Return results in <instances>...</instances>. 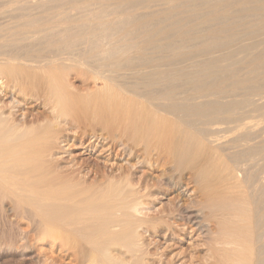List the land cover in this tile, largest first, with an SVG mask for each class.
Here are the masks:
<instances>
[{
	"label": "bare ground",
	"instance_id": "1",
	"mask_svg": "<svg viewBox=\"0 0 264 264\" xmlns=\"http://www.w3.org/2000/svg\"><path fill=\"white\" fill-rule=\"evenodd\" d=\"M19 1L21 0L17 2ZM30 1L32 2V0ZM116 1L108 5L111 10L108 14L104 12L103 15L100 14L96 17L100 20L103 18L104 23L99 22L98 25L96 23V28L89 27L91 24L88 25L89 28L87 27L88 35L102 41V43L100 41L98 43V45L101 44L96 54L93 52L97 48L95 45L92 49L89 46L90 49L87 46L81 48L72 40V45L69 42L71 45L69 48L65 47L68 45V41H65L66 45L63 46L66 50L63 51L64 47H59L61 50L58 49V44L63 39L54 37L55 29L51 30L48 26L42 28V25L39 30L35 28L37 31L34 30V33L31 32V34L18 39L7 37L2 39L0 35V74L8 78L9 76L14 77L15 73L23 75L26 73L25 77L30 75L36 78L34 74L40 72L41 77L39 75L40 78L36 80L37 85L33 84L35 85L33 90H37V95L42 94L47 97L43 99L47 100V104L52 109L50 113L54 114L56 120L61 118L66 120L67 125L76 128L73 139L84 142L86 137H104L103 139L109 143V145L107 144L109 152H118L114 149L120 145V154L129 155L130 159L136 157L139 160L135 165L140 163V167L148 166V168L152 167V170H159L160 176L168 175L173 171H190L191 177H195L192 179L208 190L206 191L205 204L212 211L219 213L220 229L226 237L223 243L232 246L223 252L220 264H245L244 258L248 249L246 243L249 242L246 241L250 232L247 227L249 217L254 220L253 226L262 227L263 231H260L264 236V117L263 113L261 114L257 110L261 114V118L258 121H253L252 118L256 116L251 118L250 114L256 111V107H264V96H260L264 92L261 90L262 93L259 97L255 94V98L254 94L253 97L250 94L252 98L246 99L235 97L236 94L240 97L239 93H236L237 89H235L237 91L236 94L233 93L234 95L231 93L232 90L229 92L231 95L218 94L217 87L219 85L212 81L216 76H224L225 68L231 65L232 60L229 63L226 60L229 65L226 67L223 64L225 68L218 59L212 58L208 61H205L207 58L195 59L186 66H181L180 63L209 53L215 49L212 47L224 45L222 41L226 38L221 40V36L219 37V34L224 33V25H221L222 30H214L215 26H213V22H209V15L222 12L233 14L241 10H248V15L253 18L251 24L263 27L264 0H160L155 4L150 0ZM146 1H150L151 4L143 5L142 3ZM213 1H217L219 4L216 2L212 5ZM46 2L49 1L46 0ZM247 3L254 4L249 8L247 6L248 9L236 8L238 5L245 7ZM41 5L43 4L41 3ZM41 5H39L40 10L42 9ZM36 6L38 5L36 4ZM187 6H189L188 9H186ZM21 7H25V5H20ZM182 8L185 10L181 11ZM25 9L27 10V8ZM8 10L7 14L11 8ZM33 10L37 11L34 8L30 12ZM27 13L29 12L24 15ZM34 13L29 14L33 15ZM182 13H184V17L181 16ZM52 14L48 19L58 15L52 17ZM74 14L76 16L77 12ZM111 14H115V16L108 20V16ZM21 15L19 17L23 16ZM154 15L159 17L146 19V17ZM17 16L16 18L11 16V18L19 20ZM47 16H49L48 13ZM65 16L67 19V15ZM69 17L71 19L70 14ZM81 17L80 19H82ZM206 17L209 18L207 22L204 20ZM38 18L42 19L41 16ZM73 19L71 20L74 21ZM198 19H202L201 23L205 27L198 29L196 26H189V29H184L188 23ZM218 19L215 20L219 26ZM89 20L91 19L89 18ZM32 21L29 22L33 24L34 20L32 19ZM85 21L88 20L85 19ZM241 22L243 23V21ZM16 23L18 22H15V25H17ZM20 24L17 26L20 27L25 23ZM77 24L72 27L70 25L60 26L57 32L62 33L67 29L69 32V29L78 27ZM100 24L103 26L100 27ZM149 24L152 28L147 29ZM227 24L233 25L231 22H226L225 26ZM29 25L31 24L29 23ZM128 25H133V31H138L136 32L138 36L134 32L135 39L138 38V40L131 47L132 49L136 47L132 58L126 56L127 49L131 46L127 45L129 41L126 37ZM14 26L12 25V27ZM203 29L206 32L201 31ZM2 30L3 28L1 32ZM249 32H246L247 35ZM144 33V36L147 37L143 36ZM211 33L214 34L211 35ZM0 34L5 36L3 33ZM258 35L260 36V34ZM258 35L257 37H259ZM228 37L225 41L227 43L235 40ZM94 42L93 44H95ZM43 44L45 46L47 44L57 45L56 52L53 51L55 54L52 53L53 56L52 54L50 56V50L48 49V53L46 47L41 46ZM87 45L89 44L87 43ZM47 47L49 48V45ZM251 47L253 48V46ZM229 49H227L228 52ZM245 50L243 49V52ZM248 51L245 52L248 53ZM46 52L49 56H45ZM225 52L223 53L226 54ZM215 53L218 56V52ZM229 53L232 51L230 50ZM224 54L223 58H226L223 60L228 57L231 59V54L228 57ZM249 54L250 62H252L249 72L254 74L253 77H259L261 80L260 78H264V37L262 39L260 37L257 50ZM175 58L177 60H173ZM223 60L222 62H226ZM239 68L237 67V69ZM57 71L61 73V75L56 74L58 77L53 74ZM179 71H184V73L179 74L178 77ZM237 71L234 72L237 73ZM49 74H53L57 78H53ZM239 75L241 76V74ZM71 78L86 86L87 91L80 93L79 84L73 82L74 80ZM9 80L13 81L12 79L5 81L8 83ZM5 81L2 79L0 82ZM19 81L17 80V82ZM234 81L237 86L242 81L245 82V80L239 79H234ZM250 85L247 87L253 89ZM28 87L30 86L28 85ZM242 87L244 86L239 87L240 90ZM247 87H244L245 92ZM256 87L257 85L254 86V88ZM3 88L5 87L3 86ZM258 88L256 90H259ZM29 90L27 89V91ZM190 92L195 93L189 94ZM257 93L259 94V92ZM246 105H250L251 109L245 108ZM4 108H8V111H5ZM12 111H14L13 103L9 106L8 104L0 106V223L6 225V228L9 227L8 230H3L4 234L2 233L7 237L6 239L13 243L18 237L19 240L26 238L27 230L24 231V227L21 225L18 228L14 225L18 224L17 218L25 219L28 220L27 224L30 222L35 226L34 231L39 236H46L45 238L49 236L47 239L53 240L58 238L61 243L59 246L62 249H60L61 252L66 254L68 251H72L70 252L72 258H70L76 264H85L86 262L91 264H150L148 258L151 250H149V245L147 247V243L143 242L144 238L141 234L145 229L146 220L141 214L145 206L144 199L150 196L151 191L145 178L136 176L137 167L133 166L134 164L129 165L130 162L126 164V162L124 166L115 167L114 170L117 172L114 173L111 170V172L103 171L105 166L102 168L98 162H94L88 172L81 174L80 169L87 167L88 164L86 158L81 163L79 161L78 167L70 165L62 168L59 166L58 160L53 157V150L56 148V141L64 137V127L62 126L63 130H61L60 127H57L60 125L58 122L48 120V117L45 116V123L34 121V117L32 120L34 119L33 122H36L35 125H37L30 124L31 122L28 125L27 121L30 119L27 120V117L25 119L27 116L25 114L24 119L21 116L23 122L18 123V120L15 122L12 115L15 112L12 113ZM15 117L17 118V116ZM247 117L249 118L247 119ZM65 136L68 135L65 134ZM217 151L224 152V159L220 158L223 155L218 156ZM217 171L219 172L218 179L223 181L222 184L225 183L224 186L226 185L225 181L233 179L232 182L227 183V187L220 186V182V185L212 184L211 179L215 178L213 179L211 176ZM215 174L214 176H216ZM88 179L89 181H87ZM173 179H169L170 182ZM179 184L180 180H175L172 186L176 187ZM4 200H8L9 204L4 205ZM180 204V207L178 205L169 215L176 213L180 216L179 220L181 221L185 220L187 215L184 213L182 203ZM250 213H252L251 216ZM32 226L31 232H33ZM21 227L22 231L19 229ZM167 229L171 230V225H167ZM252 232L255 233V231ZM258 237L259 240L263 239L262 236V239ZM20 242L24 241L20 240ZM263 242L261 241L262 244ZM55 246V243H52V250ZM20 247L23 249L22 246ZM42 247L40 249H43ZM52 250L43 249L40 251L41 256H46ZM113 250L117 251L116 254L113 253ZM263 250L264 245L257 248V256H254L257 257L256 262L254 259L255 264H264V256L262 255V260L259 259ZM53 252H51V256L48 254L47 257L52 258L57 264H62L61 254L60 256L58 253L53 255ZM38 263L42 262L38 261ZM168 264H170L169 261Z\"/></svg>",
	"mask_w": 264,
	"mask_h": 264
},
{
	"label": "rangeland",
	"instance_id": "2",
	"mask_svg": "<svg viewBox=\"0 0 264 264\" xmlns=\"http://www.w3.org/2000/svg\"><path fill=\"white\" fill-rule=\"evenodd\" d=\"M4 1H6V0H0V26H1L0 28L1 29L3 28L2 32H1V29H0V33L5 34L4 37L2 36V34H0L1 37H2V39L3 38H6V37L9 38V39H14V38L15 39L16 38L18 39V38H20V37H22L24 35L31 34V32L34 33V30H36L37 28H38L37 30H39V28L42 25H43L42 28L45 27V26L47 28V26H48V28H50L51 30H54L55 29L56 32H55V36L54 37L55 38H60V40L63 39V40H61V42L64 43V44L61 45L60 44L61 42H60L58 44V47H57V45L56 46L55 45L53 46V45L47 44V46L49 45V48L47 46H45V44L41 45L42 47H46V49H47L46 51L47 52H48V49L50 50L49 51L50 52V54H49L50 56H51L52 53H54L53 51L56 52V47L58 49H60L61 47H64L66 45V42L65 41H68V45L65 46L66 48H69L72 45L71 44L72 41L75 42V43H77L78 44L77 46H79L81 48H84L85 46H87V47L89 46L92 49V48H94L96 46L97 47L96 50L93 51L94 54H96L98 52L97 50H99V45L102 43V41L99 38L98 39L97 38H92L86 32H87V30H88L89 27L96 28L97 27L96 26V23H97V25H98L99 22H103L104 23L105 20L103 18H102V20H103L102 21L100 19H97L96 17L98 15H100V14L103 15L104 12L108 14V12L111 11L110 8L108 7V5L111 2L112 3L117 2L116 0H113V1L112 0H110V1L109 0H76V1L75 0H70L71 1L70 3L68 2L69 0H48L49 2H46V0H40L39 2H38V0H36V2H35V0L34 1L32 0V2L30 0H21L19 2H17L18 0H11L12 2H9V3L8 2H4ZM50 1H52V2H50ZM150 1L152 3H154V4L160 2V0L159 1L150 0ZM150 1H146L145 3H142V4L143 5H145V4H151ZM216 2L213 1V2H211V4L212 5H213V3L216 4ZM41 3L43 5H41ZM46 3H49V4H46ZM36 4L38 6H36ZM102 4H103V6H102ZM142 4H139V6L140 5L142 6ZM253 4L254 3H247L245 5V7L243 5H238V6H236V8L237 9H240L241 7H243V8L248 9ZM20 5H22V6L25 5V7H21L20 8ZM39 5L42 6V9L43 10L42 9L40 10L41 7ZM47 5L48 6H51V7L49 8ZM44 6H46V7H44ZM52 6H53V8H52ZM65 6L66 7L68 6L67 7L68 9ZM247 6H248V8H247ZM13 7L15 8L14 10L12 9ZM62 7H63V9H62ZM64 7H65L66 10L64 9ZM74 7L77 8V9H75ZM190 7H193V6L190 5ZM9 8H11V10L7 14L6 12L9 11L8 10ZM22 8H24V9L27 8V10L26 9L24 10ZM34 8L37 9V11L36 10H33V11L30 12V10L31 9H34ZM188 8H189V6L186 7V9H188ZM44 9H45V11H44ZM23 10H24L25 13L23 12ZM79 10H80V12H79ZM182 10H185V8H182L181 11ZM34 11H36V13L38 12V14L34 13ZM63 11H65V12H63ZM247 11L248 10H245V11H242L241 10V11H238V13L237 12H234L233 14L232 13H225V12H222V13H214V14L208 16V17H210L209 22H211V23L213 22V26H215L214 27V30H220V29L222 30L223 27L225 29V30H223L224 33L219 34V37L221 36L220 37L221 40H224V38H226L224 41H222V43L224 45L217 46V47H212L213 49L215 48L214 49L215 52L217 51L220 54L219 55L217 53V55L220 56L222 59L220 57L216 56V53L211 48L213 51H209V53H206V54H204L202 56H199L197 58H192L191 61L189 59V60H186L185 62L182 61L180 63L181 66H186V65L191 64V62L194 61L195 59L197 60L199 58L200 59L207 58V60L205 59V61H208V60H210V58H212V59H218L219 60V63L222 64V66L224 67L223 64H225V66L226 65L228 66L229 64H227V61L229 63L232 60L231 63H230L231 65H229L228 68H225L224 67L226 69V71L224 72L225 73L224 76H222V77L219 76L221 78H219L218 76L214 77V80L212 81V83L219 85L217 87V90L219 91L218 94H223L225 96L231 95V94H229V92L232 90L231 91L232 95H234L236 93H239L240 97L238 96V94H236L237 96H235L236 98H239V99L252 98L253 97V94L254 95L257 94V97H259L260 93H262V91L264 92V85H263L264 84V81H263L264 78H260L261 80L263 79L261 81V80H259V77H255V76L253 77L252 75H254V74H252V73L249 72L250 71V68H251V65H252V62H250V59H249V56H250L249 53L252 52V51H256L257 50L260 37H261V39L264 37V29H263L264 26L263 27H257L255 25H252L251 23L253 21L252 20L253 18H252V16H249L248 15L249 12H247ZM26 12H29V13H32L33 12L34 14L32 15V14L27 13V15H24V14H26ZM58 12L60 13V15H59ZM74 12H77V15H78V16L76 15L77 16V20L75 18L76 16H75ZM47 13L49 14V16H47ZM71 13H72V15H71ZM184 13H182L181 16L184 17ZM16 14L17 15L18 14L19 15L22 14L23 16L21 15L22 17H19V15L17 16ZM50 14H52V17L55 16L56 14H58V15H56L55 17H53L51 19H48V18L51 17ZM69 14L71 16V19L74 18L73 19L74 21H72L70 19ZM65 15H67V19L68 20L65 18L66 17ZM79 15H80V17L83 16L85 18L83 19L81 17L82 19H80ZM5 16L7 17V19H6ZM11 16H14L15 18L17 16V17H19V20H16L14 17L12 19ZM40 16H41L42 19L38 18ZM92 16H93V18H92ZM113 16H115V14H111L110 16H108L109 17L108 20H110L111 17L113 18ZM213 16H215V17L218 16V17L217 18H215V17L212 18ZM220 16H222V17H220ZM223 16H225L227 18L231 16L232 19H231V17L227 19V18H225ZM78 17H79L80 20L78 19ZM155 17H159V16L158 15L149 16V17H146V19H148V20H150V19H156ZM208 17H206V19H204V20H206L205 22L208 21L207 20V19H209ZM89 18L91 20H89ZM218 18H222V19L219 20ZM32 19L34 20V23L33 24H32V22H33ZM43 19L46 21V23H45V21H42ZM46 19L48 20V22H47ZM85 19L88 20V21H85ZM215 19H218L219 26H218V24L216 22L217 20H215ZM5 20H6V22H5ZM28 20L29 21H32V22H29ZM50 20H51V22H50ZM60 20H62V21H60ZM106 20H107V18H106ZM201 20L202 19H198V20L191 21L190 23H188L184 27V29H186V28L189 29L190 27H193V26H196L198 29H201L202 27H205L204 25H202ZM213 20L215 21L216 25H215V23H214ZM234 20H236V21L234 22ZM35 21H37V22H35ZM222 21H225V22L222 23ZM241 21H243V23ZM15 22H18V23H16L18 26H19L20 23L21 24L25 23V24L24 25H21L20 24L21 26L18 27L17 25H15ZM89 22H91V23H89ZM209 22H208V24H209ZM226 22H229V23L231 22V23H233V25H230V24L228 25L227 24L226 26H228V27L226 28V26H225V23ZM29 23L31 25H29ZM238 23H239V25L241 23L243 25L241 24L239 26ZM75 24L78 25V27H76L78 31L81 29L79 32L76 30V28L69 29V32L71 31L70 34L67 31L68 29L66 31H63L62 33L61 32H57V29L60 26H68V25H70V27H72V25H75ZM89 24H91V25H89ZM249 24L252 25V26L250 27ZM12 25L13 26L15 25L16 27L15 26L12 27ZM88 25H89V27H88ZM221 25L222 26L224 25V26L221 27ZM102 26L103 25L100 24V27H102ZM148 26H149V28H147V26H146L147 29L152 28V26L150 24ZM8 27L11 28V29H9ZM254 28H255V30H254ZM133 29H134L133 25H128V27H127V31L128 32L126 34V37H128L127 39H129V41L127 40L128 42L127 41L126 42H127V45H129V46L131 45V46L129 48L130 50L127 49L129 54L127 53L126 56L129 57V58H132L133 57V55H134L133 51L136 49V47H134L133 49L131 47H133L134 43L138 40V38L135 39V36L136 35L138 36V33H136L138 31H136V30L133 31ZM129 30H130V32H129ZM248 30L249 31L253 30V31L249 32ZM201 31L206 32V31H204V29L201 30ZM201 31H200V34H202ZM13 32H14V34H12ZM134 32L136 33V35L134 34ZM246 32H249L248 35H247ZM71 33H73V34H71ZM128 33H129V35H128ZM242 33H244V34H242ZM262 33H263V36H262ZM21 34H23V35H21ZM212 34H214V33H211V35ZM224 34H225V36L226 35L227 36L226 37L225 36L222 37V35H224ZM258 34H260V36ZM69 35H71V36H69ZM86 35H87V37H86ZM144 35H145V33L143 34V36ZM146 35H148V34H146ZM208 35H210V33H208ZM257 35L259 37H257ZM228 36L234 38L235 40L234 41H231L229 43L225 42L229 38ZM65 37H67V38H65ZM84 37H85V43H84ZM144 37H147V36H144ZM77 38H80V39H77ZM89 39H91V40H89ZM95 39H97L98 41L95 40ZM113 39H115V38H113ZM94 40H95V42L97 41V44L94 42ZM87 41H89V42H87ZM90 41H91V44H90ZM99 41L101 43L98 45ZM69 42H70L71 45L69 44ZM80 42H82V43H80ZM93 42L95 44H93ZM87 43L89 45H87ZM246 43H247V45H245ZM228 45H230V46L228 47ZM243 45L244 46H247V47H244ZM251 46H253V48ZM51 47H53V48H51ZM65 47L63 48V51H64ZM249 47L251 48L250 50H249ZM255 48H256V50H255ZM227 49H229V52L231 50L233 54L232 53H229L227 51ZM237 49H238V51H237ZM243 49L244 50L246 49L245 50L246 52L248 50L250 52L249 51H248V53H246L245 51L243 52ZM187 51H188V49H187ZM220 51H223V52L226 51L225 52L226 54H224L223 52H221V53H223L224 56L227 55V57L230 56V54H231V56H232L231 59H229V57H228L227 59L223 60L226 57L223 58V54H221ZM47 52H46V55L45 56H49L48 55L49 52L48 53ZM210 52L212 53V56H211V53ZM213 52H214V55L215 56L213 55ZM130 53H131V55H130ZM52 56H53V54H52ZM233 56H234V58H233ZM173 60H177V58H175ZM178 60H181V59H178ZM222 60L223 61H226L227 60V61L226 62H222ZM232 62H235V63H232ZM182 63H183V65H182ZM237 67L238 68L240 67V68L237 69ZM232 68H234V69L236 68V69L234 70ZM237 70H240V71H237ZM244 70H246V71L244 72ZM234 71H237V73L234 72ZM179 72H181V73H179ZM179 72H178V77H179V74L181 75V74L184 73V71H179ZM228 72H230V73L232 72L233 75L230 74V73H228ZM38 73L36 72L34 74V77H36V78H33L30 75L29 76L27 75L25 77L26 73H24L25 75L18 74L17 73L18 74V77L20 76V78L23 80V82H22V80L20 78L18 79V77H16V75H17L16 73L14 74L15 75L14 77L12 76L13 78L11 76H9L7 78L4 75L1 76V74H0V81L2 79H3V81L8 80V79H12L13 81L16 80L14 82L11 81V80H9L8 83H7V81H5L7 84L5 82H0V86H1L0 87V106L6 105V104H8V106H9L11 103H13V110L14 111H12V113L15 112V114L13 113L12 115H13V118H14L15 122H17L16 120H18V123L23 122V119H24L23 116H25V115H27V116H25V119H26V117H27V120L30 119L29 121H27V124L29 122H31L30 124H34L35 125V123L37 121L38 122L40 121L42 123H45L44 122L45 121V117H48V120L54 121L55 123L58 122L61 126L59 125L57 127H60L61 130L64 129L63 130L64 131V137H61L60 140H57L56 141V144H55V147L56 148L53 150V157L58 160V163L60 164L59 166H61L62 168L67 167V166H70V165L71 166L73 165L74 167L77 165L76 167H78V165L82 162V160H86V158H87L88 164H87V167L85 166V167H83V168L80 169L81 174H85L86 172H88V170L92 168L94 162H98L101 165L102 168L105 166L103 171H108V172L113 171L114 173L117 172L114 169L118 168L121 165L124 166L126 162H127L126 164H128V162H130L129 165L132 166L134 164L133 166L137 167V174H136V176L137 177H140V176L142 177L143 176L145 178V181H146L147 185L150 187V191H151L150 196L148 198L144 199L145 206H144V209L142 210V214H141L142 217L146 220V223H145V226H144L145 229H143L142 230V233H141L142 234V238H144L143 239V242L144 243H147L146 244L147 247L149 245V248H150L149 250H151L150 252L152 253V254L150 253V256L148 258L150 264H168V261L170 262V264H220L221 258H222V255H223V252L226 251V250H228L232 246L226 245V244L223 243V240L226 237H225V235L223 234V232L220 229V225H219V213H217L215 211H212L205 204L206 191H208V190L207 189L205 190L203 185L197 183L196 180H193L192 179L193 176L191 177V175H192L191 172L190 171L188 172L187 170L184 171V172L173 171V172H171L168 175H162V176H160L159 170H152V167H149L148 168V166L145 167V168L144 167H140V163H139V165L138 164L135 165L136 162H137V160H139L136 157L130 159V157H128L129 155L127 156L126 154H123V155L120 154V150H121L120 145H117L116 146L117 148L115 147V149H114V151H117L118 150V152H113V153L109 152L107 150L109 143H107V140L105 141L103 139L104 137L103 138H96V137H94L95 139H97L96 141H95V139L93 137L92 138L91 137H86V139L84 140V142H81L79 140L73 139V135H74V132H75L76 128L74 126L71 127L70 125H67L68 123L66 122V120H63L61 118H58V120H56V118L54 117V114H51L50 113L52 109H50L49 104H47L48 103L47 100L46 99H43V98H47V97L45 95H42V94L41 95L40 94L37 95L38 94L37 93V90H35V91L33 90V88L35 87V85H33V84H36L37 85L36 80H38L41 77V73L40 72H38ZM53 74L55 76H57V77H58V75H56V74H60L61 75V73L58 72V71L56 73L54 72ZM53 74L52 75L49 74V75L52 76L53 78H57ZM239 74H241V76ZM31 75H33V74H31ZM39 75H40V77H39ZM245 75H246V78H245ZM228 77H230V78H228ZM241 77H243V78H241ZM227 78H228V81H227ZM247 78H249V79H247ZM71 79H73V78H71ZM234 79H236V80L239 79L241 81L242 80H245V82L242 81L243 83L241 82L237 86V85H235ZM17 80L18 81L20 80V81L17 82ZM73 80H70V81H73ZM215 80H217V81H215ZM28 82L32 83L31 84L32 87H31L30 83L28 84ZM73 82H75L76 84H79L78 86H79V92L81 91L80 93H85L87 91V89H86L87 87L86 86L80 84L79 82H77L75 80ZM230 82H231V84H230ZM233 82H234V84H233ZM1 83H3V84L1 85ZM248 83H250L252 85V88L253 89L248 88L249 87L248 85H250ZM27 84L30 87H28ZM253 85L254 86L257 85V87L254 88ZM3 86L5 88H3ZM26 86H27V88H26ZM225 86H227V87H225ZM241 86H244V87H247L248 86L246 88V92L244 90V87H242L241 88L242 90H240L239 87H241ZM80 87H82V88H80ZM25 88H26V90H24ZM257 88L259 90H256ZM27 89H30V90L27 91ZM235 89H237L238 91L235 90ZM249 90L251 92L252 91H254V92L251 93ZM257 92H259V94ZM194 93L195 92H190L189 94H194ZM246 93L249 94V95H245ZM33 94L36 95V96L34 97ZM242 94H243V96H242ZM250 94H251L252 97L250 96ZM260 96H264V94L262 93ZM36 97H39V98L37 99ZM255 97H256V95L254 96V98ZM12 100H13V102H12ZM42 100H44V101H42ZM40 101H41L42 104L40 103ZM260 107H263V106H260ZM260 107H256V109H255L256 110L255 111L256 113L254 111L250 113L251 114V118H252V116L253 117L256 116V117H254L255 119L252 118L253 121H258L259 118H261L260 116H261L262 113H263V117H264V112H262V111H264V107L263 108H260ZM245 108H250L251 109L250 105H246ZM7 109L4 108L5 111H8ZM41 110H42V112L43 111L44 112L42 113ZM257 110L261 114H259V112ZM25 111H27V112H25ZM52 113H53V111H52ZM29 114H31V115H29ZM35 115H38V116H35ZM40 115H42V116L40 117ZM47 115H49V116H47ZM15 116H17V118ZM21 116L23 117V119H22ZM29 116H31V117L28 118ZM248 116H250V115H248ZM49 117H50V119H49ZM32 118L35 119V120L33 119L34 121H36L35 123L33 122ZM248 118L249 117H247V119ZM30 124H28V125H30ZM88 133H90V132L88 131ZM65 134L68 135V136L66 137ZM217 154H218L219 157L221 155H223L220 158L221 159H224V157H225L224 156V152L217 151ZM140 155H141V153H140ZM127 159H130V161H127ZM79 161H80V163H79ZM215 173H217V174H215ZM218 173H219L218 171L217 172H214L213 175L211 176V178H213V179L215 178L214 180H212L210 178L211 181H212V184L213 185H215V184L217 185V183H218V185L221 184L220 186H222V187H225V186L227 187L228 186L227 183L232 182L233 179H230L229 181H225L226 182V185L224 186L225 183L222 184L223 181H219L220 178L218 179V177H219V174ZM222 173L225 174L224 172H222ZM214 174L216 176H214ZM189 176H190V178H189ZM220 176H221V174H220ZM193 178H195V177H193ZM169 179L170 180L173 179L174 181L172 180L173 182L172 181L170 182ZM175 180H180V184L178 186H176V187L172 186L173 183H175ZM87 181H89V179ZM219 182H220V184H219ZM3 203H5L4 205L9 204L8 200H4ZM180 203H182V207L185 210L184 213L187 215V218L185 220H181V221L179 220L180 219V216L179 215H176V213H174V215H171V214L169 215V213L174 208H177V206ZM80 205L81 206H84L83 204H80ZM180 205H179V207H180ZM251 214L252 213H250V216H251ZM249 221L252 222V223L250 224ZM253 221L254 220H253L252 217H249V220H247V222L249 224L247 227H248V231L250 230V232L248 234L249 237H247V241H246V242H248V241L249 242L246 243L247 246H248V249H247V252H246V256L244 258L245 264H255L257 257H254V256H257V253H258L257 248L264 245V242H263L264 241L263 240L264 239V236H263V232H262L263 231L262 230V227L258 228V227L253 226L254 225L253 224ZM16 222L18 224L17 225L14 224V225L17 228L20 227L19 225H21L22 227H24V229L22 227L19 228V229H21V231H22V229L24 231L27 230L26 231L27 232L26 238L25 239H21L20 238V240H22L24 242L26 241V244L24 245V242H20V240L18 239L19 237L16 238V240L13 241L14 244L11 243L10 241H8V239H6L7 237H5L3 235L4 234V231L3 230L6 231V229L8 230L9 227L7 226V228H6V225H3V224L0 223V228H1L0 229V264H37L38 261L40 263L42 262L41 264H43V263L44 264L45 263L46 264H57L54 260H52V258L47 257L48 254H49V256H51L50 254L53 251H54L53 252V255L56 254V253H58V255L60 256V254H61V260L63 262L62 264H74L75 263L74 261H71L72 260L71 259L72 258V254L70 252H72V251H68L66 253L67 255L65 253H62L61 252L62 249H61V247H59V246H61V243L58 241V238L57 239H54V240L49 238L50 239L49 240V239H47L49 236L47 238H45L46 236H42V235L39 236L34 231L35 226L33 224H30V222L27 224L28 220L26 221L25 219H19V218H17L16 219ZM29 225H30V227H29ZM167 225H171L172 229L171 230L167 229ZM251 225H252V227H251ZM31 226L33 228L32 229L33 232H31ZM260 230H262V231H260ZM252 231H255V233L252 232ZM29 232H30V234H29ZM258 233H259V235H260V233H262V234L259 236ZM253 235H255L256 237L253 236ZM35 236H37V237H35ZM261 236L263 237V239L261 238ZM257 237L260 238V239H262V240L257 239ZM261 241L263 242V244L261 243ZM51 242L52 243H55V245H56L53 248V250L51 248V245H52ZM258 243H261V244L259 245ZM27 244H28V246H27ZM20 246H22L23 249ZM253 246H255V247H253ZM41 247L44 250L47 249L49 251V249H51L52 251L50 253L48 252V254L43 257V256H41L42 254L40 252V251L43 250V249H40ZM57 249H58V251H57ZM254 251H256L255 252L256 254L254 253ZM114 252L116 254L117 251L116 250H113V253ZM263 252H264V250L261 252V257H259V259H261V260L263 259V256H264V253ZM68 253H70L71 255L68 254ZM64 254H65V256H64ZM159 255H161V256H159ZM152 259H153V261H152ZM158 259H161V260L159 261ZM254 259H255V262H254ZM52 261H54V262H52ZM85 264H91V263H87L86 262Z\"/></svg>",
	"mask_w": 264,
	"mask_h": 264
}]
</instances>
